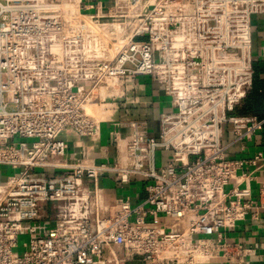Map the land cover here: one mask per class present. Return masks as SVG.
Returning <instances> with one entry per match:
<instances>
[{
  "label": "built area",
  "instance_id": "built-area-1",
  "mask_svg": "<svg viewBox=\"0 0 264 264\" xmlns=\"http://www.w3.org/2000/svg\"><path fill=\"white\" fill-rule=\"evenodd\" d=\"M255 15L264 0H0V166L19 170L0 183V264L246 262L253 251L227 234L264 203V178L258 199L246 184L264 152L230 156L264 128L237 113ZM140 77L170 98L158 135L116 118ZM103 176L144 196L109 203Z\"/></svg>",
  "mask_w": 264,
  "mask_h": 264
},
{
  "label": "crops",
  "instance_id": "crops-1",
  "mask_svg": "<svg viewBox=\"0 0 264 264\" xmlns=\"http://www.w3.org/2000/svg\"><path fill=\"white\" fill-rule=\"evenodd\" d=\"M252 28L255 48L254 66L257 65L262 68L264 67V15L253 16ZM258 80L264 81V72H258ZM127 88L129 96L121 101V108L117 111L116 118L128 119L139 117L148 122L151 134L158 135L160 128L159 117L161 112L171 109L170 98L164 94L162 86L153 82L149 77H140L134 81H130ZM252 90L253 86L250 92ZM108 129L109 125L105 124L103 127L104 138L102 144L109 146V158L112 159L113 149L107 137ZM123 133L129 134V129H124ZM86 142L88 141L86 140ZM259 151L264 152V128L256 134L252 141L247 143L245 151L241 152L235 146L231 149L230 156L252 157ZM255 174L258 180L247 182L246 184L252 187L253 196L255 199H258L257 182L264 178V170H257ZM101 183L105 190L106 200L109 203L114 202L117 197L123 195L122 192L125 189L132 186L120 187L106 176H103ZM131 194L133 201H137L144 196V192L139 185L134 187ZM253 214L255 213L248 214L245 220L239 222L227 234L230 241L242 243L253 251L251 255L247 256V261L242 264H264V203L259 205L257 215ZM158 225L167 230H180L183 227V222L161 216L158 218ZM114 250L120 257H123L124 252L121 247H115ZM110 256V250L106 249L105 257L108 258ZM122 264H141V261L135 259L123 262Z\"/></svg>",
  "mask_w": 264,
  "mask_h": 264
},
{
  "label": "trees",
  "instance_id": "trees-1",
  "mask_svg": "<svg viewBox=\"0 0 264 264\" xmlns=\"http://www.w3.org/2000/svg\"><path fill=\"white\" fill-rule=\"evenodd\" d=\"M254 68L253 90L249 91L241 106L237 109V113L241 115L254 114L260 119H264V81L258 80V72H264V67L260 68L255 65Z\"/></svg>",
  "mask_w": 264,
  "mask_h": 264
},
{
  "label": "rangeland",
  "instance_id": "rangeland-1",
  "mask_svg": "<svg viewBox=\"0 0 264 264\" xmlns=\"http://www.w3.org/2000/svg\"><path fill=\"white\" fill-rule=\"evenodd\" d=\"M86 85L89 86L90 82H87ZM21 141L22 140L20 138H15L14 140H11V143H14L15 145H19V143ZM14 172H19V170H15L14 171V170L9 169V167H7V166H0V175H1L0 176V183H2L5 180V177L7 176V174H12ZM138 185H139V182L138 181H134L132 183L131 188L125 189L124 192H122V193L129 195L134 190V187H136ZM28 240H29V235H27V234L21 235L20 238H19L18 247H16L14 249L13 254L14 255H18V254H21L24 250H26L27 246L25 244L28 242Z\"/></svg>",
  "mask_w": 264,
  "mask_h": 264
}]
</instances>
